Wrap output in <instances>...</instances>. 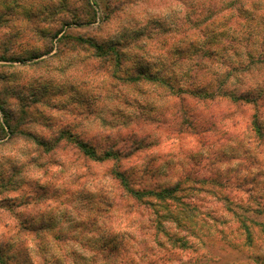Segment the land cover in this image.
I'll list each match as a JSON object with an SVG mask.
<instances>
[{
  "label": "clouds",
  "instance_id": "clouds-1",
  "mask_svg": "<svg viewBox=\"0 0 264 264\" xmlns=\"http://www.w3.org/2000/svg\"><path fill=\"white\" fill-rule=\"evenodd\" d=\"M0 264H264V0H0Z\"/></svg>",
  "mask_w": 264,
  "mask_h": 264
}]
</instances>
